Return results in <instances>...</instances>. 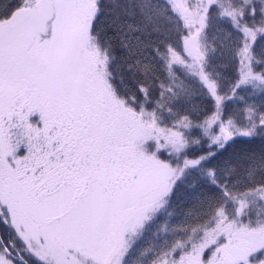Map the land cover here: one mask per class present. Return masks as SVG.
Here are the masks:
<instances>
[{"label":"snow or ice","instance_id":"snow-or-ice-1","mask_svg":"<svg viewBox=\"0 0 264 264\" xmlns=\"http://www.w3.org/2000/svg\"><path fill=\"white\" fill-rule=\"evenodd\" d=\"M0 264H264V0H0Z\"/></svg>","mask_w":264,"mask_h":264}]
</instances>
